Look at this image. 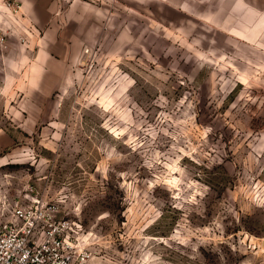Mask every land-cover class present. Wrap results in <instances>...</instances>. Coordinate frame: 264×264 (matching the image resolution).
I'll use <instances>...</instances> for the list:
<instances>
[{
    "label": "rangeland",
    "instance_id": "rangeland-1",
    "mask_svg": "<svg viewBox=\"0 0 264 264\" xmlns=\"http://www.w3.org/2000/svg\"><path fill=\"white\" fill-rule=\"evenodd\" d=\"M106 2L65 88L0 59V208L56 202L80 264H264V0Z\"/></svg>",
    "mask_w": 264,
    "mask_h": 264
},
{
    "label": "crops",
    "instance_id": "crops-1",
    "mask_svg": "<svg viewBox=\"0 0 264 264\" xmlns=\"http://www.w3.org/2000/svg\"><path fill=\"white\" fill-rule=\"evenodd\" d=\"M16 1L21 6L26 23H34L35 29L32 32L27 30L24 43L18 33L0 40V59L5 62L6 71H10L8 76L32 81V89L19 88L18 91L49 96L69 85L75 65L86 53L85 48L96 44L98 30L106 28L109 22L107 2Z\"/></svg>",
    "mask_w": 264,
    "mask_h": 264
},
{
    "label": "built area",
    "instance_id": "built-area-1",
    "mask_svg": "<svg viewBox=\"0 0 264 264\" xmlns=\"http://www.w3.org/2000/svg\"><path fill=\"white\" fill-rule=\"evenodd\" d=\"M2 4L10 13L11 34L18 33L24 43L34 23H26L16 0H2ZM72 222L56 202L30 196L7 200L0 208V264H80L88 254Z\"/></svg>",
    "mask_w": 264,
    "mask_h": 264
}]
</instances>
